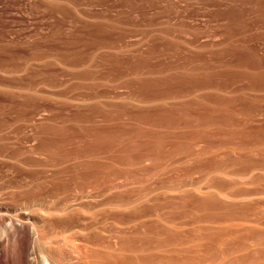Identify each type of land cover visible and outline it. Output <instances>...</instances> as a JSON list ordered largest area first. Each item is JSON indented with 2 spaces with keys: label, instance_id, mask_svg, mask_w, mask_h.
<instances>
[{
  "label": "rangeland",
  "instance_id": "rangeland-1",
  "mask_svg": "<svg viewBox=\"0 0 264 264\" xmlns=\"http://www.w3.org/2000/svg\"><path fill=\"white\" fill-rule=\"evenodd\" d=\"M10 220L29 264H264V0H0Z\"/></svg>",
  "mask_w": 264,
  "mask_h": 264
},
{
  "label": "bare ground",
  "instance_id": "bare-ground-1",
  "mask_svg": "<svg viewBox=\"0 0 264 264\" xmlns=\"http://www.w3.org/2000/svg\"><path fill=\"white\" fill-rule=\"evenodd\" d=\"M20 221H18V223H17L13 220H10L11 228H13V230H14V231L12 230V232H14V234H12V236H11L12 232H10V236H11V242L14 245L12 246L11 252H8V251L5 252L4 249H1L2 246L0 245V264H29L27 262L28 259L26 260L24 254H23V250L25 248V237H26V235H27V237H29V234H28L29 228L31 229V231L33 233L32 236L34 235L36 237V238H34L35 241H40V237L38 236L39 235L38 224L35 223V221H34V223H32L30 225L26 222L28 224V226H26L25 222H24L25 224H21L22 221H21V223H20ZM30 238H27V239L30 240ZM37 239H39V240H37ZM37 243H40V242H37ZM43 243H44V241L42 242V246L45 245V243L44 244ZM46 244H48V242ZM39 245H41V244H39ZM46 246H44V247H46ZM28 249H29V247H28ZM49 251L48 252H46V250L42 251V262L44 264H61V260H60L61 257L59 259H57L56 256L54 255V253L51 251L53 253V254H51V253H49ZM53 251H54V249H53ZM55 252H56V250H55ZM27 255H28V253H27ZM4 258H5V262L3 261Z\"/></svg>",
  "mask_w": 264,
  "mask_h": 264
}]
</instances>
